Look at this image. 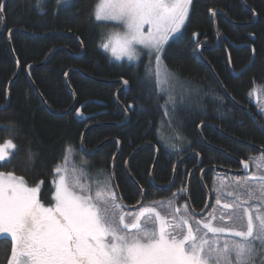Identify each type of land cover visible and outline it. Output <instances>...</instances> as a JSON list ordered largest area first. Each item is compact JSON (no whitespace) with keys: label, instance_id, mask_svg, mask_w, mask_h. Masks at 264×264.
I'll return each mask as SVG.
<instances>
[{"label":"trees","instance_id":"1","mask_svg":"<svg viewBox=\"0 0 264 264\" xmlns=\"http://www.w3.org/2000/svg\"><path fill=\"white\" fill-rule=\"evenodd\" d=\"M98 1L43 0L39 9L36 0L5 1L0 107L6 106L0 108V126L17 130L0 127V142L16 145L0 171L23 177L28 186L40 185L41 203L53 207L54 170L71 150L77 175L101 170L111 175L115 159L114 176L126 206L137 205L141 191L144 205L176 193L177 204H186L193 170L192 211L205 208L207 188L210 212L217 175L247 176L208 169L202 177L203 169L236 171L239 160L256 159L264 149V117L251 100L264 86V0H192L182 33L163 52L169 71L197 94L170 111L173 124L165 118L166 98L153 68L149 76L144 60L117 62L99 46L106 24L95 20ZM123 80L127 88L120 91ZM89 102L82 111L94 117L79 121L76 110ZM191 152L196 154L177 166L171 187L159 188L171 183L175 165ZM11 247L10 238H0V264H8Z\"/></svg>","mask_w":264,"mask_h":264},{"label":"snow or ice","instance_id":"2","mask_svg":"<svg viewBox=\"0 0 264 264\" xmlns=\"http://www.w3.org/2000/svg\"><path fill=\"white\" fill-rule=\"evenodd\" d=\"M42 3L36 0L38 9ZM190 3L99 0L95 20L114 21L125 29L114 33L111 43L102 47H111L117 58L127 56L135 61L139 54L134 45H144L150 58L155 55L159 83L161 72L172 75L162 65V53L165 42L185 23ZM4 6L0 3V11ZM146 69L150 76L151 63ZM15 149L12 140L0 144V164L10 162ZM242 163L249 168V162ZM257 169L243 181L237 179L235 189L227 192L234 199L223 203V208L230 212L219 218L213 212L196 222L195 229L179 209L162 211L155 202L126 214L113 190L112 177L104 170L90 176L56 168L59 178L53 181V207L41 203L40 185L29 187L23 177L0 173V238L11 240L8 264H264V171L259 165ZM225 218L226 223H214Z\"/></svg>","mask_w":264,"mask_h":264},{"label":"rangeland","instance_id":"3","mask_svg":"<svg viewBox=\"0 0 264 264\" xmlns=\"http://www.w3.org/2000/svg\"><path fill=\"white\" fill-rule=\"evenodd\" d=\"M70 1L71 0H64V2H61L59 4L65 5L66 3L70 2ZM97 3H99V1ZM191 3H192V0H191ZM191 3H190V5H191ZM190 5H189V13L191 10ZM186 21H187V18L185 20V23L181 26L180 30L176 33H173L169 37V39L165 42L164 47H166L168 42L174 40L177 36H179L182 33L181 31H182L184 25L186 24ZM99 22L106 24L105 30L103 32V35H104L103 40L100 42L99 46L101 47L102 50H104L108 54L109 57H111L114 61H117V62L127 61L129 63H133V62L137 63L140 60H144L146 65H149L151 63V67L153 68V70L155 72V76L157 78V75H156L157 68H156L155 55L153 54L150 58L148 55L149 50L144 45H139V44L134 45L137 53L139 54L138 59L135 61L129 60V58L127 56H120L119 58H117L115 55L112 54L111 47L109 49L103 48L102 45L105 42L111 43L110 37H112V35L114 33H117V32L123 33L125 29L123 28L122 25H119L117 22H114V21H99ZM144 31L147 32V27H145ZM162 65L167 70V72L169 74H172L169 71V69L167 68V66L164 64L163 53H162ZM159 81H160L159 83L157 82L158 86L160 87L161 92L164 95V97L166 98V102H167L166 109L168 111H167V115L165 114V118L169 121V124H173V119H172L173 114H170V111L178 110L179 109L178 107H180L181 104H183L184 102H186L189 99L192 100V98H194V95H197V94L194 93L191 89H189L190 87L186 86V84L183 81H181L178 77H176L173 74L165 76L164 73L161 72V75L159 77ZM251 100L254 102V104H256L257 110L264 117V111H262V110H264V86L256 88L254 90V92L251 95ZM165 113H166V110H165ZM169 143H168V145H169ZM0 144H4V142L3 143L0 142ZM171 146H173V145H171ZM66 157H67L66 160L61 165L57 166L56 168L59 167L62 170L66 169L68 174H72L73 172H75L77 174L78 171L75 168L76 161L74 160V157H75L74 151L73 150L69 151ZM252 162H253L252 163L253 164L252 165L253 173L257 172V170H258L257 165H259L261 171H264V156L263 155L258 156L256 158V160L252 159ZM0 173H4V172L0 171ZM61 174H64V173L62 172ZM252 174H250V175H252ZM250 175H247V177ZM247 177H243V178L236 177L235 178V177L217 175L214 179V185L212 187V194L214 195V200H215L214 204L215 205L212 208V210L207 215H205L204 218H202V217L196 218V216H192V214L189 212L188 207L186 206L185 203H183L181 205L177 204V198H176L177 193L171 199L164 200L165 203L163 206H161L159 204V202H155V203L157 204L158 208H160V210H162V211L165 208H167L170 212H174L176 209H179V214L186 216L189 219L190 223L192 224V227L195 229L197 226L196 222L203 221V220L209 218V215L213 212H215V215L217 218H219L223 213L230 212V210L223 208V203L232 202L234 199V197L228 196L227 192L235 189V187H236L235 181L237 179H240L241 181H243ZM58 178L59 177L56 174V177L54 179L58 180ZM29 187H32V186H29ZM54 190H55V185H54ZM218 198L221 199V203L219 205H217V199ZM53 201H54V204H53V206H54L55 200H53ZM251 203L255 204L257 202H251ZM152 204L153 203H150V204L148 203V204H145L144 206H141V207L151 206ZM139 209L138 210H129V211H125L124 209H122V211L128 215H132L135 212L139 211ZM214 223H226V218H225V221H223V222H220L219 220H217ZM254 223L258 225L259 222L254 221ZM201 227H202V225H201ZM186 229H187V226H185V231H186ZM204 231H206V230H204ZM209 235L211 236V234H209ZM225 235H228V234L225 233ZM222 237H223V235H222Z\"/></svg>","mask_w":264,"mask_h":264},{"label":"water","instance_id":"4","mask_svg":"<svg viewBox=\"0 0 264 264\" xmlns=\"http://www.w3.org/2000/svg\"><path fill=\"white\" fill-rule=\"evenodd\" d=\"M5 1L6 0H4V2H3V4L5 3ZM3 11H2V18H3V22H4V25H5V18H4V16H3ZM3 25V30H2V32L1 33H3L4 32V26ZM12 34V32H10L9 33V35H8V39H9V41H10V44H11V39H10V35ZM218 44H219V40H218V43H217V45L214 47V48H216L217 46H218ZM204 47H199V51H201V49H203ZM82 54V53H81ZM50 57V56H49ZM49 57L47 58V60H49ZM32 66H30L29 68H28V72H30L29 71V69L31 68ZM230 68H231V66H230ZM231 71H232V73H234L233 72V70L231 69ZM19 74V65H18V68H17V74L14 76V79L17 77V75ZM14 79L10 82V86L12 85V82L14 81ZM66 80H67V75H66V78H65ZM121 83H122V88H121V90L120 91H123V89H126L127 88V84H125V80H123V81H121ZM67 85H68V87H69V84H68V80H67ZM10 86H9V88H10ZM9 88H8V90H7V94H8V98H9ZM225 93H226V95H228L227 94V92L225 91ZM230 98H231V96L230 95H228ZM232 99V98H231ZM233 102H235L234 100H232ZM88 104H91V102H89V103H84V104H82L77 110H76V118L79 120V121H86V120H88V119H91L92 117H94V115H92V116H88V115H86L83 111H82V109L85 107V106H87ZM6 105H4V107H5ZM75 106H76V102H75V105L72 107V109L73 108H75ZM4 107H0L1 109H3ZM96 116V115H95ZM89 128H91V127H88L86 130H88ZM263 128V127H262ZM199 132H201V127L199 128ZM257 148V147H256ZM259 148V147H258ZM82 149L84 150V146H82ZM119 149H120V145H119ZM119 149H118V151H119ZM259 149H261L263 152H264V149H262V148H259ZM155 150H156V153H157V156H158V154H159V152L157 151V148L155 147ZM86 151V150H85ZM88 154H91V152H88ZM192 154H196L195 152H191V153H189V154H186V155H184L182 158H181V160L180 161H178L177 162V164L175 165V168H174V170H173V179H172V181H171V183L170 184H168L167 186H160L159 188H163V189H169L170 187H171V184L173 183V181H174V179H175V176H176V174H175V172H176V168H177V166L181 163V161L183 160V159H185L186 157H188V156H192ZM116 158V157H115ZM157 158V157H156ZM198 158H199V162L201 163V158H200V156H198ZM247 161V160H246ZM239 162H240V164H241V166H240V168L239 169H236V171H233V170H230V169H228V168H223V167H220V166H214V167H206V168H204L203 169V171H202V174H201V176L203 177V174L205 173V170H208V169H213L214 171H222L223 173H225V172H229V173H233V174H238V175H243V176H245V175H247V174H250L251 172H252V167H251V164H250V162L249 161H247V162H249V168H247V169H245V167H244V164L242 163V162H244L243 160H239ZM115 159H113V161H112V164H111V166H112V171H111V176H112V184H113V186L115 187V191H116V197L117 198H119V201H120V204L121 205H123V208L124 209H126V210H138L143 204H144V202H145V197H144V192L143 191H141V200L139 201V203L137 204V205H132V206H130V205H128V206H126L125 204H124V202H123V199L121 198V195H120V192H119V189H118V187H117V184H116V180H115V176H114V169H115ZM155 164V163H154ZM153 169H154V166H153V168H152V170H151V180H152V177H153V175H152V172H153ZM192 172H193V170H192ZM192 172H191V174L189 175V178H188V181H187V189H186V195H187V205L189 206V208H190V210H193L192 209V206H190V203H189V195H188V193H189V188H190V184H189V182H190V179H191V176H192ZM206 194H207V201H206V206H205V208L202 210V211H200V212H196V211H192L193 212V215H196V216H199V217H202V216H204L205 215V213L209 210V208H210V202H211V194H209V191L207 190V188H206Z\"/></svg>","mask_w":264,"mask_h":264},{"label":"bare ground","instance_id":"5","mask_svg":"<svg viewBox=\"0 0 264 264\" xmlns=\"http://www.w3.org/2000/svg\"><path fill=\"white\" fill-rule=\"evenodd\" d=\"M3 28V27H2ZM232 69V68H231ZM232 72V71H231Z\"/></svg>","mask_w":264,"mask_h":264}]
</instances>
